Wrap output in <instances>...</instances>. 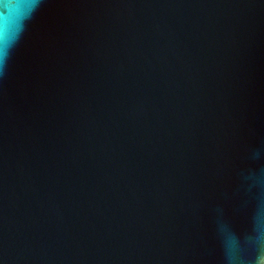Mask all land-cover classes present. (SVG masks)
<instances>
[{"label":"water","instance_id":"water-1","mask_svg":"<svg viewBox=\"0 0 264 264\" xmlns=\"http://www.w3.org/2000/svg\"><path fill=\"white\" fill-rule=\"evenodd\" d=\"M0 264H264V0H0Z\"/></svg>","mask_w":264,"mask_h":264}]
</instances>
